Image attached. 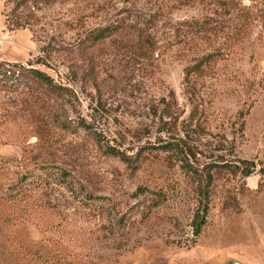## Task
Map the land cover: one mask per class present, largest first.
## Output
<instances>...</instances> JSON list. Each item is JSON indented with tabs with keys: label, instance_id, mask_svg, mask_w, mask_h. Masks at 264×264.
Listing matches in <instances>:
<instances>
[{
	"label": "rangeland",
	"instance_id": "rangeland-1",
	"mask_svg": "<svg viewBox=\"0 0 264 264\" xmlns=\"http://www.w3.org/2000/svg\"><path fill=\"white\" fill-rule=\"evenodd\" d=\"M0 60L72 90H0V263L264 264V0H0Z\"/></svg>",
	"mask_w": 264,
	"mask_h": 264
},
{
	"label": "trees",
	"instance_id": "trees-1",
	"mask_svg": "<svg viewBox=\"0 0 264 264\" xmlns=\"http://www.w3.org/2000/svg\"><path fill=\"white\" fill-rule=\"evenodd\" d=\"M26 27L25 24L18 23L17 27ZM204 29L201 31H211L212 28H208L207 25L203 26ZM117 31L115 26L107 25L100 29L99 34L94 37V40L90 43V46H94L96 42L101 41ZM220 55V52H213L204 56L198 63L194 64L189 71H200L207 61ZM29 65L11 62L7 60H0V90L12 91L13 93L18 92L24 95L25 103H42L47 105L50 113L56 111V105L63 101V97L72 93L69 86L62 83H58L55 79L46 71L39 67L34 66L32 63ZM52 122L59 126L60 128H66L67 120H63L60 116H56L55 112L51 115ZM36 137L40 139L42 134H37ZM9 159V158H8ZM7 160V159H5ZM11 160V159H10ZM9 160V161H10ZM264 167V165H263ZM251 170L245 172V175H250ZM22 176L9 182V179H0V226L1 224L10 223L4 222L9 217H13L10 214V209L14 206L21 198L20 194L25 193L18 185L23 184L26 174H21ZM5 198H2V197ZM27 196V193H26ZM22 197V196H21ZM18 218H22L17 216ZM13 220V218H12ZM206 215L202 216L199 220H195L193 223L195 227V235H199L202 232L204 225L206 224ZM2 235L0 234V239ZM15 240L13 239V242ZM6 241L4 239L0 240V251L1 253L7 250ZM5 254V253H4ZM2 264V263H0Z\"/></svg>",
	"mask_w": 264,
	"mask_h": 264
},
{
	"label": "crops",
	"instance_id": "crops-1",
	"mask_svg": "<svg viewBox=\"0 0 264 264\" xmlns=\"http://www.w3.org/2000/svg\"><path fill=\"white\" fill-rule=\"evenodd\" d=\"M143 252H135L123 255L120 264H152L148 261ZM156 264V262H153Z\"/></svg>",
	"mask_w": 264,
	"mask_h": 264
},
{
	"label": "water",
	"instance_id": "water-1",
	"mask_svg": "<svg viewBox=\"0 0 264 264\" xmlns=\"http://www.w3.org/2000/svg\"><path fill=\"white\" fill-rule=\"evenodd\" d=\"M226 264H245V263L238 259H229Z\"/></svg>",
	"mask_w": 264,
	"mask_h": 264
}]
</instances>
